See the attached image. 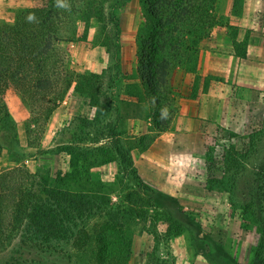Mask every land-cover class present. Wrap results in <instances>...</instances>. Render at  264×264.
Wrapping results in <instances>:
<instances>
[{"label":"rangeland","instance_id":"374dc122","mask_svg":"<svg viewBox=\"0 0 264 264\" xmlns=\"http://www.w3.org/2000/svg\"><path fill=\"white\" fill-rule=\"evenodd\" d=\"M6 1L12 14L0 16V24L13 23L17 13L27 9V3H39ZM120 1L99 0L98 4L91 0L95 17L88 34L84 22H79L76 40L63 44L72 55L69 67L78 77L56 109L55 120L44 127L41 119L31 123L30 116L20 127L22 138L16 153L6 149L0 153V172L24 167L37 174L40 183L62 177L67 187L91 201L92 215L78 222L89 232L90 242L78 250L68 233L25 246L9 245L0 249V264H173L171 239L180 234L187 237L192 250L204 249L218 264H264V91L227 84L222 88L227 95V121L217 122L203 135L204 168L196 165L194 169L203 177L205 189L226 205L227 222L214 230L208 213L165 212L157 206L153 190L138 182L136 168L129 163V157L134 162L144 144L160 131L155 118L146 131L147 118L142 117L152 113L153 99L144 97V110L139 106L137 112L132 105L137 102L128 98V92L141 91L133 84L136 71L129 69L117 76L114 67L110 52L115 48L114 35L104 19L110 2ZM129 2L116 13L122 31L131 32L140 27L143 10L138 2L127 8ZM135 46L137 49V36ZM242 50L239 47L238 53ZM104 51L108 52L105 61ZM98 52L105 67L92 70L89 66ZM131 62L129 55L128 65ZM209 81L197 76L194 93L207 90ZM68 172L72 176L65 177ZM225 229L228 235L224 240ZM128 238L132 240V256L126 262L121 255ZM216 246L223 248L214 250Z\"/></svg>","mask_w":264,"mask_h":264},{"label":"trees","instance_id":"16d2710c","mask_svg":"<svg viewBox=\"0 0 264 264\" xmlns=\"http://www.w3.org/2000/svg\"><path fill=\"white\" fill-rule=\"evenodd\" d=\"M38 1L35 7L19 11L13 23L0 24V153L5 149L16 153V148L20 147L18 126L4 94L9 89L17 91L30 110V122L41 119L42 126H47L78 77L69 67V54L62 43L76 40L77 24L82 21L87 35L95 17L91 0H64L67 7H57L56 0ZM95 1L100 4L99 0ZM129 1L110 2L104 19L111 24L114 35L115 48L110 52L117 76L122 75V27L116 10ZM215 2L141 0L143 20L137 33L138 65L133 75L140 80V85L133 84L141 91L128 93L138 100L132 103L137 112L139 106L144 110V97L153 99L152 113L142 117L155 118L160 132L170 127L180 108V89L175 83L177 71L197 72L200 44L214 26ZM101 6L105 10L103 3ZM163 108H167L168 113L161 119ZM155 139L152 137L146 142L143 150ZM129 163L134 165L131 157ZM76 168L73 165L75 172ZM136 173L138 182L152 190L137 170ZM70 176L69 172L65 174V177ZM37 177L24 167L0 173V249L9 245L25 246L28 242L34 244L41 239L49 241L68 233L74 237L75 248L85 249L90 234L78 222L92 215L93 203L67 187L62 177L59 181L44 183L38 182ZM123 247L121 256L129 262L132 240L128 238Z\"/></svg>","mask_w":264,"mask_h":264},{"label":"crops","instance_id":"0c3cea01","mask_svg":"<svg viewBox=\"0 0 264 264\" xmlns=\"http://www.w3.org/2000/svg\"><path fill=\"white\" fill-rule=\"evenodd\" d=\"M136 2L141 10L139 0H131L126 7L129 8L131 4L135 7ZM7 6V1L3 0L0 4L1 17L6 14L10 17L12 14L7 11ZM25 6L29 9L36 5L27 3ZM212 15L214 26L200 44L197 72L179 69L176 73L175 83L180 89L177 115L170 127L160 132L150 147L134 158V167L142 181L153 190V198L162 210L169 213L184 210L208 213L213 217L210 221L215 224L214 230H218L223 222H227L228 209L226 205H221V201H217L218 196L214 197L212 191L205 189L203 177L196 175L194 167L199 165L200 169L204 168L205 131L212 130L217 122L227 121V95L222 88L230 83L264 91V0H216ZM138 30L122 31L123 72L129 69L136 71L138 58L135 39ZM239 47H243L241 53H238ZM99 52L89 66L92 70H103L105 67V64L101 65ZM103 54L105 61L108 52L104 51ZM129 55L132 60L130 65L127 63ZM69 57L72 55L69 54ZM197 76L202 77L203 81L209 79L210 85L207 90L194 93L195 88H198L195 84ZM133 83L141 84L138 78H133ZM193 94L196 96L192 97ZM128 98L138 101L131 95ZM4 100L17 123L20 140V127L29 120L30 110L21 95L13 89L4 94ZM56 115H52L50 122L55 120ZM146 123L145 129L149 131L152 118L149 117ZM223 231L225 240L228 233L226 229ZM171 247L175 253L173 264H218L208 258L204 249L192 250L185 235L180 234L171 239ZM220 248L223 247L216 246L214 250L220 251Z\"/></svg>","mask_w":264,"mask_h":264},{"label":"clouds","instance_id":"9594fccd","mask_svg":"<svg viewBox=\"0 0 264 264\" xmlns=\"http://www.w3.org/2000/svg\"><path fill=\"white\" fill-rule=\"evenodd\" d=\"M57 7H67V5L64 3V0H56ZM29 19H33L32 17H29ZM154 102V101H153ZM168 113L167 108L161 109V119L166 118Z\"/></svg>","mask_w":264,"mask_h":264}]
</instances>
